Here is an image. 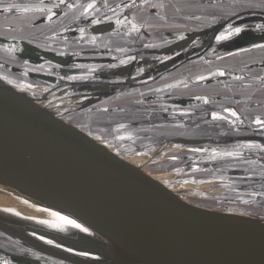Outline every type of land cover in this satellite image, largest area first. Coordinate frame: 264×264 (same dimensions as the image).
Segmentation results:
<instances>
[{"label": "water", "instance_id": "obj_1", "mask_svg": "<svg viewBox=\"0 0 264 264\" xmlns=\"http://www.w3.org/2000/svg\"><path fill=\"white\" fill-rule=\"evenodd\" d=\"M55 1L58 0H43L44 3ZM37 9L45 8L30 6L25 11ZM2 12L17 13L20 9ZM120 19L117 17L113 21L95 24L91 32L102 33L118 25ZM195 35L190 32L186 38L157 51L161 53L180 47ZM7 46L29 65L39 58L58 63L63 75L69 73L64 71L70 64L65 55L24 40L12 39ZM205 56L195 55L192 60L198 61ZM167 68L157 69V73ZM32 75L38 81L51 83V92L59 89L56 97L70 103L76 101V109L88 106L91 100L86 99L89 97L93 99L102 95L103 90L115 91L113 87L124 85V82L109 80L71 84L52 74ZM67 91L73 94L65 96ZM26 93L0 83V147L5 153L4 163L0 164V185L29 197L36 208H43L41 211L46 220H57L53 213H65L81 222L95 236L106 241L83 239V245L106 258L88 259L58 250L36 238L33 231H22L0 218V232L3 233L0 239L7 236L11 243L15 239L21 240L24 242L22 245L39 253H18L24 250L23 247L15 248L13 252L3 251L0 264H8L9 259L25 264H264V221L215 211L180 199L157 181L120 160L89 134L45 110L42 107V102L47 99L44 92L37 97ZM158 97L163 99L165 96ZM95 99L101 101L103 97ZM208 100L211 98L190 96L177 99L173 105L196 106ZM168 120L180 122L179 118ZM197 121L200 123L202 120ZM206 140L180 136L171 141L174 144H191ZM206 166L210 167V164ZM230 172L240 176L243 171L233 169ZM79 242L76 240L75 244ZM2 250L0 248V252ZM34 254L36 256H32Z\"/></svg>", "mask_w": 264, "mask_h": 264}, {"label": "rangeland", "instance_id": "obj_2", "mask_svg": "<svg viewBox=\"0 0 264 264\" xmlns=\"http://www.w3.org/2000/svg\"><path fill=\"white\" fill-rule=\"evenodd\" d=\"M31 3H35V0L30 2V4ZM171 5L172 8L170 7ZM147 6H150V2L147 3L146 7ZM1 7H5L2 1H0V8ZM3 10L4 9H0V12ZM154 10L156 15L154 19L150 16L149 12L142 10V12L147 13V17L152 18L145 20L142 27L151 28L149 25L154 24V27L159 28L157 26L170 24L171 19L165 17L166 14L161 12L162 10L167 14L172 13V15H170L172 16V19H177L183 23L180 24L179 22L176 24L172 22V25H169L171 28H184L187 27L188 23L191 25L196 24V20L198 19L204 21V23H210L212 20L217 19L222 25L230 24L233 21V25L240 26L236 22H241L244 18H247L246 20H248L249 17L264 15V0H190V2L187 0H173L170 4L169 0H165L161 5H158L157 0ZM137 16L140 15L138 14ZM7 17L14 18V20L17 19L11 15H0V19H6ZM186 18H189V20ZM157 23H159V25ZM33 30H40V32L43 33L44 29L43 26H39ZM48 31L46 30V33ZM156 41H158L155 43L157 45L165 42L162 38H157ZM65 42L68 43L63 44V48L66 50L71 46L77 45L72 44L73 42ZM58 44L59 43L55 44V46L62 48ZM134 52H137V50L135 49ZM197 56L198 55H196V57ZM262 56L263 55L260 51L255 54L254 50L247 48L246 51L230 57L232 59L209 61L202 63V66L206 70L214 69L217 71H219V67L234 70L240 66L243 67L241 71L244 72L252 70L255 63L257 67L262 62ZM235 58L238 59L235 60ZM0 59L4 60L5 63V59ZM228 60L234 61L229 62ZM198 65H200V63ZM189 68L194 67L191 66ZM11 72L12 70L10 68L0 66V83L2 85H10L15 91L22 94L27 92L26 94L30 97L40 96L42 92H44L47 95V99H45L46 101L42 102L43 104L39 100L37 102L41 103L45 110L51 112L54 116L59 117L66 124L79 128L83 133L89 134L93 140L104 146V148L109 150L113 155L157 181L166 190L180 199L193 205L202 206L215 211L244 215L264 221V182L255 186L243 179L252 177L258 179L262 178L264 180V167H258V169L250 168L251 171L244 174V177L236 176L230 172L233 168H244L243 170L246 171L250 162L247 160L249 158L246 159L245 157H241V159L238 160L241 162L238 163H234L233 160L229 159L228 154L225 156L226 159L220 158L214 160L211 153L204 155L205 159L202 157L199 158L200 153L198 152L205 153V150L200 151L198 147L172 143L171 140L174 137H187L185 135H188L189 137L191 136L189 135L190 129H188L189 131H185L173 126H171L170 131H168L165 125H159L157 132L161 134V136H158V138H161V141L156 142V140L150 139L148 142L144 143V140L141 141V139L137 138L140 132L138 129H133L132 124H128V126L131 127L129 133L125 132L122 128L124 124L118 125L119 123H123L126 117L128 118V116H131L129 114L123 115V112H127L125 108H127L128 105L122 106L123 104L131 102L128 100L130 99L128 98L129 96L125 95L124 98L114 100L116 98L115 96L104 100L107 104L105 106L108 109H106L105 112L93 113L95 116L97 115L96 117H89L90 111L88 107L76 109L77 106L74 105L76 101L70 103L67 102V100L56 97L59 89L51 92L52 87L50 84H47V86L43 85L46 88L43 89L41 85L36 86L35 84H32L34 81L28 79L23 74L19 76L20 73H18V76H10ZM17 77L21 80L22 84L18 82ZM75 79H73V82H76ZM226 80H231V78H227ZM61 81H64V83H70V81H65L63 79H61ZM169 82L171 81L164 79L154 83L153 86L146 85L141 89L142 93L147 94L148 91L154 90L159 84H168ZM225 83L229 84L228 81ZM180 87V85L174 86L172 90H178L183 94L195 92L199 95L202 92H207L204 88H196L194 86L185 87L181 90ZM221 88L227 91L231 87L230 85H225ZM168 91L169 90H167V92ZM72 94L73 92L67 91L64 95L69 96ZM160 100L161 101H158V103L164 102V99ZM110 101H114L116 105L121 106L114 107L117 108L118 111L114 108L111 109V105H109ZM230 102H232V100ZM98 106H101V104ZM105 106L101 107L104 108ZM107 114L110 117H108ZM209 140L211 143L214 141L213 137L209 138ZM207 163L210 164V168H219L220 170H210L208 175H206L204 169L207 168ZM225 170L227 172H225ZM243 185H245V187H243ZM261 185H263V188H260ZM0 186L1 219L22 231H33L34 233L32 234L36 238H39V240L58 250L88 259L104 260L106 258L104 255L96 253L83 245V239L95 240L101 243H105L106 241L103 238L95 236L96 234L81 222L75 220L81 225V228H87L88 232H84L81 229L74 227L71 228L70 225H65L64 230L54 228L51 225L61 223L59 219L46 220L41 211L43 208H36L35 204H31L33 201L29 200V197L24 194L22 195V193L19 194L16 191H13L12 193V191L7 190V188L2 185ZM49 209L50 208L48 207L47 211H49ZM50 213L52 212L50 211ZM60 214L72 218L65 213ZM50 217H53V215H50ZM41 221H47L48 223H41ZM0 235H3V233L0 232ZM41 237H43V239H41ZM47 240H52L53 243L49 244L46 242ZM76 240H80V242L75 244ZM12 242L13 250L17 248L16 245H19L24 248V250L21 251L25 252L23 254H29L30 252H34L36 255L39 254L32 248H28L25 244L22 245L21 243L24 242L21 240L15 239ZM7 263L25 264L23 262H16L15 259H9Z\"/></svg>", "mask_w": 264, "mask_h": 264}, {"label": "crops", "instance_id": "obj_3", "mask_svg": "<svg viewBox=\"0 0 264 264\" xmlns=\"http://www.w3.org/2000/svg\"><path fill=\"white\" fill-rule=\"evenodd\" d=\"M29 1L34 0H4V2H6L4 3L5 7H1L0 9H20V14L11 16H18L20 22H23L24 26L26 27V33H29L31 26L30 24L32 22L29 23V20L27 18H23L24 13L30 12H26L25 9L30 6L39 7L40 9L45 8L44 10L37 9L36 13H34L37 18H44L43 22L41 24H38L37 26H43V33H46V30L48 31L51 27H54L56 25H59L61 27L63 26L62 28L59 27V29H63L66 27L65 29L70 28V32H74V34L71 36L70 34H67L63 36V39L60 38L62 41L61 44H68L65 42L68 41L69 43L73 42L72 44L77 45L71 46L67 50L64 48H59L61 50L57 49L56 51H61L59 52L60 55H65V57L68 58L71 63L73 60V56L82 58L83 60L85 59V64L81 63V65L89 67L91 69L89 72L94 76L97 66L100 63L101 65L105 64L107 73L103 71L104 74L102 73V75H99V77H103L102 79L100 78L101 81L109 80L110 82H124V85L120 87H113V90L115 91H112L111 89L103 90L101 93L102 95H98L103 97L101 101H96L95 98H98V96L93 98L95 99V101L92 99V96L89 97V99H86L91 100V103L86 106V108L88 107L90 111L89 117H96L97 115L95 116V114L93 113L98 112L97 109L99 110V112H105V110L108 109L105 106L107 104L104 100L115 96L116 98L114 100H116L118 98H124L125 95H127L129 96L128 98H130L128 100H130L131 102L122 105H128V107L125 108L127 112H123V115L129 114L131 116H128L129 119L126 117L123 123H119L118 125L124 124L122 128L125 130V132L129 133L131 127L128 126V124H132V128L138 129L140 132L137 138L141 139V141L144 140V143L148 142L150 139H154L156 140V142H160L161 138H158V136H161V134L157 132L158 126L165 125L168 131H170L171 126L176 128V124H180V122L169 121L168 119L178 117L179 120H182V118H184L181 113L183 111L182 109L186 111L192 109L193 107L175 105L177 106L179 111L181 110V112L178 113L173 110L166 111L160 109L159 107H156V104L159 105L158 103H156V100L158 101L160 99V97H158L159 93L150 94L153 90L148 91L147 94L142 93L141 89H143L144 86H153L154 83L162 81L164 79H168L171 82H169L168 84H159L155 89L162 88L161 85L177 83V86H181L180 90L185 87L194 86L196 88H204L208 92L215 89V87L213 86L214 84H224L225 86L226 81H228L230 85L233 82V87L236 88L234 89L235 91H233V95L236 97V99L238 95H244L246 96L244 97L246 98V101H244V103H238V100L234 101L233 99H231L232 102H230L231 100H229L228 96H226L225 100H229V103L236 104L237 106H244V110H249L250 113L254 115H259L261 113L264 114V103L259 101L261 97H264V48L253 47V45H264V28L256 27L257 25H264V15L249 17L248 20H246L247 18H244V20H242L241 22H236L240 26L233 25V21L230 24L222 25L217 19L212 20V22L210 23H204V21L198 19L196 20V24L191 25L188 23L187 27L184 28H171V26L169 25H172V22L178 24L180 21L177 19H172V16H170L172 15V13L167 14L162 10L161 12L166 14L165 17L171 19L170 24L157 26L159 28L154 27V24H150L149 27L151 28H144L142 27V25L145 20H148L151 17L154 19V17H156L154 7L156 6L157 0H62L63 2H60L58 0L57 2L55 1V3H44L43 0H35L36 4H29ZM172 1L173 0H169V4L172 3ZM187 1L190 2V0ZM149 2L150 6L146 7L147 3ZM164 2L165 0H158V5H161ZM90 3L93 4V8L87 9V11H85L87 5ZM9 5H15V7H9ZM170 7L172 8V5ZM142 10L149 12L151 17H147V13L142 12ZM51 11H53V13ZM52 14H54V18L50 20L51 18L49 17ZM137 14H139L140 16H137ZM117 17H124L126 19L124 23L120 22L118 25L112 26L102 33L93 34L91 32L92 27L96 26L95 24L103 23L106 21H113L116 20ZM186 19L189 20V18ZM157 24L159 25V23ZM180 24L183 23L180 22ZM229 25H231L232 27H241L244 29V31L236 36L230 37L227 40L218 42L216 40V36L224 32L225 29L229 27ZM88 27H90V29L87 30L86 28ZM190 32L196 33L197 35H195L189 42L182 44L180 47L170 48L169 50L161 53L157 51L167 46H171L178 40L186 38L188 36V33ZM171 35L173 36L171 37ZM157 38H162L165 42H163V44L157 45L155 44L156 42H158L156 41ZM63 46L64 45H62L61 47ZM247 48L254 50L255 54L260 51V53L263 55V59L257 67L255 63L252 70L244 71L245 73L240 77L243 79L242 81H239V79H237L239 78V74H237L238 70H236V68L234 70L220 68L231 73L235 72L234 77H232L231 80H224L223 82H221L219 81L220 78H214L213 73L203 68L201 64H196V59H194V61L192 60L193 56H201L203 54L206 55V58L207 56H210V60L217 59L218 61L232 59L230 57L243 52L241 51V49ZM135 49L137 50V52H134ZM81 51H83L81 55L77 54ZM229 53H231V55H229ZM236 59L238 58H235V60ZM228 61L230 62L234 60ZM8 63L9 64L5 63L7 68L10 67L12 69H14V67H21L20 65L22 64L17 60H11V62ZM17 64L19 65L17 66ZM56 64L59 65L58 63ZM164 66H167L168 68L165 71L157 73V69L163 68ZM191 66H193L194 68H189ZM65 67H69V64ZM114 70H118V73L113 74ZM260 70L263 71L262 75L260 74ZM73 72L76 73L75 71ZM40 74L44 73L40 72ZM142 74L148 76L141 78L143 76ZM152 76H154V79L150 78ZM78 78L79 77H76L75 79V76L72 75V77H68L65 81H70L71 84L82 82V80ZM73 79H75L76 82H73ZM97 80L99 79L94 80L90 78L89 82ZM136 90H139L140 94L134 93V91ZM168 92H171V90H169ZM203 93L204 92H202L200 96H205ZM172 94H175L177 96L176 99H185L190 96L199 95L195 92L183 94L178 90H173ZM135 99L142 100L138 104V109H142L145 112L138 111L134 113L131 110L132 104ZM146 100L150 101L146 103ZM214 102L215 101L208 100L201 105L214 107L216 106ZM100 104L101 106L105 107L103 108L101 106H98ZM109 105H111V109L114 107H121L120 105H116L114 101H110ZM114 109L118 111L117 108ZM135 116L138 117L137 120L134 119ZM108 117L110 116L108 115ZM199 120H202L200 121V123H198L202 126H206L207 124H212L214 122L212 120H209V122H207V120L204 118ZM253 129L254 130H252V133L254 134L252 135L254 136L256 130L255 128ZM261 136H263L262 138L264 139V135ZM215 141L218 142L217 140ZM252 141L254 142L248 141L240 143L241 148H243V146H246L247 149H258L260 151H263V154L259 155L258 158L247 159L250 162L246 171L243 170L244 168H233L243 171L241 172L242 174H240V177H244V174L250 172V168L258 169V167H264V163H262L264 162V144H257L255 143V140ZM219 143L225 142L221 141ZM198 149H200V151L205 150L206 154L203 152H198L200 153L199 158L202 157L203 159H205L204 155H207L208 153L212 154V158L214 160L220 159L221 153H223V151H221L219 147L216 146L213 148V146L211 147V144L206 149H204L203 147H198ZM227 151L228 153H232V155L228 156V158L231 159V156H241L236 153H240L244 150L242 149L241 151L233 152L227 149ZM238 160L239 159L233 160V162H241ZM207 168L204 169L206 175H208V172L210 170L217 171V169H219H212V167ZM247 182L257 186L259 185V183H263L264 180L261 178V180ZM243 187H245V185H243ZM260 188H263V185H261Z\"/></svg>", "mask_w": 264, "mask_h": 264}, {"label": "flooded vegetation", "instance_id": "obj_4", "mask_svg": "<svg viewBox=\"0 0 264 264\" xmlns=\"http://www.w3.org/2000/svg\"><path fill=\"white\" fill-rule=\"evenodd\" d=\"M3 3L4 0H0ZM154 1V0H153ZM29 1L28 3L30 4ZM31 4H36L35 3H31ZM27 12V11H26ZM36 13V10L30 11L28 13H24L23 18H27L29 20V23H31L30 25V32L26 33V27L24 26L23 22H20V20L18 19V16H14L17 19L14 20V18H10L7 17L6 19H0V58L5 59V63L9 64L8 62L11 60H17L20 63H22L20 66L21 67H17L14 68V70L10 67L12 72L10 73V76H19L21 74L25 75L28 79L33 80L34 82H32V84H35L36 86L39 84H42L47 86V84H50L52 87L51 83H47L44 81H38L36 78L33 77V73H37V72H43L44 74H52L55 77H57L59 80L63 79L66 80L67 77H72L75 76L79 77L80 80H82L81 83H85V81H89V79H102L103 77H99V75H102L103 71H105V73H107L106 71V65L101 63L97 66L96 72H95V76L93 74H91L89 71L91 70L89 67H85L82 64L84 63V60L82 58H78L73 56V60L72 63L70 62L69 67H65L66 69L64 71H69V73H65L67 75H63L64 73H60V65H57L56 63L50 62V61H44L43 59H35L34 63L32 65H28L26 61L23 60V58H19L17 57L18 55L16 53H14L12 50H10V48L7 46V44L9 43L10 40L14 39V40H24L27 41V43L33 44V45H37L40 48H44V49H48L50 51H53L55 53L61 52V51H56L57 49H59V47H56L55 44L59 43V46H62L61 39H63L64 35L70 34L73 35L74 32H70V28H63V29H59V25H56L54 27H51L49 29V31L47 33H41L40 30H33L35 28H37L38 24H41L44 20L43 17H39L37 18L36 15L34 14ZM20 14L19 12L17 13H4V12H0V15H18ZM138 15V14H137ZM126 18L122 17L120 20L122 23H124ZM40 21V22H39ZM63 27V26H62ZM61 27V28H62ZM87 30L90 29V27L86 28ZM84 31V30H83ZM82 36V35H81ZM173 35H171L172 37ZM61 38V39H60ZM84 38V37H82ZM208 46V44H207ZM64 47V46H63ZM62 47V48H63ZM61 50V49H59ZM63 51V50H62ZM83 53V51L78 52L77 54L81 55ZM210 56L207 58H201L200 60H198L197 62H195L196 64H201L205 63V62H209V61H217V59H211L210 60ZM2 60V59H0ZM8 60V61H7ZM115 60V59H114ZM77 61V62H76ZM4 63V60L1 61V66L3 67H7L6 64ZM19 64H17L18 66ZM264 67V65H263ZM29 68V71H28ZM221 67L218 68L219 71L217 70H208L209 72L213 73V77L216 79H219V81L223 82L224 80H226V78H232L234 77V73L231 72H226L223 69H220ZM243 67L238 66L236 70H238L239 74V81H242L243 79L240 78L245 72L241 71ZM119 69V67H118ZM259 69V68H258ZM25 70V71H24ZM24 71V73L22 72ZM72 71V72H70ZM73 71H75L76 73H74ZM221 72V73H220ZM262 70H260V74L262 75ZM97 73V74H96ZM118 73V70H114V73ZM104 74V73H103ZM143 75V74H142ZM140 75V76H142ZM148 75H143L141 78H144ZM136 77V76H135ZM139 77V76H137ZM236 77V76H235ZM154 79V76L150 77ZM17 80L19 83H21V80L17 77ZM16 80V81H17ZM99 80H97L96 82H98ZM101 81V80H100ZM103 81V80H102ZM225 85H230L226 84ZM174 86H177V83H172L169 85H161L162 88L159 89H154L150 94L155 93L158 94L159 96H166L164 97V102L163 103H158V101H161L160 98L158 101L156 100V103H158L159 105L156 104V107H159L160 109L163 110H173L176 112H181V110L179 111V109L177 108V106L173 105L175 104V101L177 100V96L175 94H172V89L174 88ZM215 87V89L213 91H208V92H204L203 94L209 98H211L212 101H215V105L214 107H208V106H203V105H198V106H193L192 109L186 110L184 111V109H182L183 111L181 112L183 117L182 120H180V124H176V128L185 130V131H189L188 129H190V137L188 135H185L187 137L184 138H190V139H207L205 142L202 143H191V144H184L187 146H192V147H208L211 144V147H219L221 149V151H223L221 158H225L226 159V155L228 154L227 151L224 150H231L233 152H237V151H241L242 149L244 151H241L240 153H236L238 155L241 156H231V160H237V159H241V157H245L246 159L249 158H258L259 155L263 154V151H260L258 149H247L246 146H243V148H241L240 143L242 142H254L252 140H255V143H259V144H264V139L262 138L264 135V128H262L260 125L255 123V120L257 119V117H259L260 119L264 120V114L261 113L259 115H254L252 113H250V111H246L244 110L245 107L242 105H236L233 103H229V100L233 99L238 100V102H242L244 103V101H246V96L244 95H238L237 99L236 97L232 94L233 91H235L234 89H236L235 87H233V82L231 83L230 89H228L227 91H225L224 89L221 90V87L224 86V84H214L213 85ZM226 88V87H224ZM44 89H46L44 87ZM167 90H171V92H167ZM224 90V91H223ZM134 93L136 94H140L139 90L134 91ZM226 96H228L229 100H225ZM142 100H138L135 99V101L132 104V111L134 113L136 112H143L144 110H139L138 108V104L141 102ZM150 100H146L145 102L148 103ZM259 101H261L262 103H264V97H261L259 99ZM150 107V106H149ZM148 107V108H149ZM244 107V109H243ZM227 109V111H226ZM145 112V111H144ZM235 112L236 115H232V113ZM215 114V116H214ZM214 117V118H213ZM206 119L207 122H209V120L214 121L212 124L209 123L206 126H202L200 124H198L199 119ZM208 118V119H207ZM135 120L138 119L137 116L134 117ZM178 119V118H177ZM214 119V120H213ZM253 128H255L256 132L255 135L253 136L252 134V130H254ZM213 137V142L211 143L209 138ZM215 140H217L218 142H216ZM221 141H224L225 143H219ZM234 155V154H233ZM3 236V235H1ZM9 237L4 236V239H0V248L4 249L0 252V254L3 251L6 252H13V247H12V243L11 240L8 239ZM2 241V242H1ZM22 246L17 245V248H21ZM18 253H25V252H18ZM32 256H36L35 254Z\"/></svg>", "mask_w": 264, "mask_h": 264}, {"label": "snow or ice", "instance_id": "obj_5", "mask_svg": "<svg viewBox=\"0 0 264 264\" xmlns=\"http://www.w3.org/2000/svg\"><path fill=\"white\" fill-rule=\"evenodd\" d=\"M9 7H15V5H9ZM93 8V4H88L87 8L85 9V11H87V9ZM7 10V9H5ZM98 22V21H97ZM257 28H264V25H257ZM242 31H244L243 28L241 27H232L231 25H229V27L227 29H225L224 32H222L221 34L216 36V40L219 41H224L229 39L232 36H236L238 34H240ZM253 47H261L264 48V45H253ZM241 51H246V49H241ZM229 55H231V53H229ZM227 111V109H226ZM232 115H236L235 112L232 113ZM215 116V114H214ZM255 123L260 125L262 128H264V120L260 119L259 117H257V119L255 120ZM228 155H232V153H228ZM54 216H58V219L61 221V223H57V224H52L51 226L54 228H60L61 230H64V226L65 225H71L74 228L77 229H81L84 232H88L87 228H81V225L78 224L75 220L69 219L67 216H59L58 213H53ZM41 223H48L47 221H41ZM41 239H43V237H41ZM47 243L51 244L53 243L52 240H47Z\"/></svg>", "mask_w": 264, "mask_h": 264}, {"label": "bare ground", "instance_id": "obj_6", "mask_svg": "<svg viewBox=\"0 0 264 264\" xmlns=\"http://www.w3.org/2000/svg\"><path fill=\"white\" fill-rule=\"evenodd\" d=\"M4 160H5V153H4L3 149L0 147V164H3L4 163ZM5 188H7V187H5ZM7 190L12 191V193H13V191H16V190H14L12 188H7ZM16 192H18L19 194L22 193L21 191H16ZM22 195H23V193H22Z\"/></svg>", "mask_w": 264, "mask_h": 264}]
</instances>
